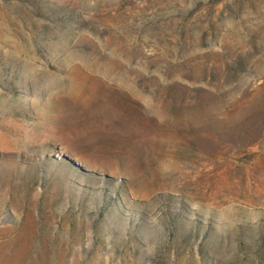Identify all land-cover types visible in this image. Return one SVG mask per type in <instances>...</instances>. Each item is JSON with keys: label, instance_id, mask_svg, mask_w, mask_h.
I'll use <instances>...</instances> for the list:
<instances>
[{"label": "rangeland", "instance_id": "374dc122", "mask_svg": "<svg viewBox=\"0 0 264 264\" xmlns=\"http://www.w3.org/2000/svg\"><path fill=\"white\" fill-rule=\"evenodd\" d=\"M0 264H264V0H0Z\"/></svg>", "mask_w": 264, "mask_h": 264}]
</instances>
